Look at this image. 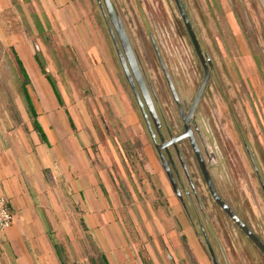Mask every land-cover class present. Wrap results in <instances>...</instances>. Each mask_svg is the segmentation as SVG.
Segmentation results:
<instances>
[{"label": "rangeland", "instance_id": "1", "mask_svg": "<svg viewBox=\"0 0 264 264\" xmlns=\"http://www.w3.org/2000/svg\"><path fill=\"white\" fill-rule=\"evenodd\" d=\"M4 1L7 7L0 8V127L7 133L19 127L24 133L32 131L7 40L23 35L35 53L34 43L39 47L63 102L58 112L66 122V110L74 123L75 130L67 131L69 139L83 146L92 169L105 174L112 195L109 206L131 244L153 248L163 264L168 255L170 264H178L175 251H186L181 234L187 226L207 250L201 231L205 233L219 264H264L262 253L210 198L187 141L179 149L200 210L195 209L191 220H183L184 211L168 186L120 66L100 8L102 1L71 0V8L99 48L95 54L80 51L79 55L66 44L60 27L40 35L35 32L32 17L37 15L44 22L37 0ZM109 1L152 94L162 133L168 137L166 128L172 136L180 134L182 121L157 55L185 111L203 72L173 0ZM181 2L211 65L193 116L197 141L217 194L264 245V0ZM5 119L9 128L2 124ZM59 210L64 224L75 230L72 237L64 238L69 254L59 245L65 250V264L98 261L99 253L84 235L79 200L72 196Z\"/></svg>", "mask_w": 264, "mask_h": 264}, {"label": "crops", "instance_id": "2", "mask_svg": "<svg viewBox=\"0 0 264 264\" xmlns=\"http://www.w3.org/2000/svg\"><path fill=\"white\" fill-rule=\"evenodd\" d=\"M37 1L44 22L37 15L32 17L30 23L35 32L40 35L49 28L60 27L66 44L74 47L78 55L80 51L83 54L98 52L94 37L85 32L79 16L71 8V0ZM4 5L7 7L5 1L0 0L1 9ZM7 40L25 69L29 81L27 94L46 143L40 141L33 129L24 133L19 127L7 133L0 127V197L7 200L14 216L12 225L0 232V264H65L59 245L62 244L69 254L68 246L63 245L64 238L72 237L75 230L64 224L66 220L59 208L72 196L82 206L84 235L107 264H142L139 248L131 244L128 232L111 211L108 202H112V195L105 174L92 169L83 146L69 139L67 131L75 130L74 123L72 121V129L67 111H64L66 122L58 112L63 102L59 105L52 85L41 74L31 43L23 35H13ZM88 43L87 49L83 47ZM34 76L48 96V105L43 104L36 90ZM51 81L55 85L52 78ZM23 104L26 109L24 100ZM9 123L5 119L2 124L9 128ZM183 230L181 235L188 252L175 251V261L178 264H213L195 230L187 226ZM145 251L152 264H163L153 248L145 246ZM167 258L166 264L173 262L169 255Z\"/></svg>", "mask_w": 264, "mask_h": 264}, {"label": "flooded vegetation", "instance_id": "3", "mask_svg": "<svg viewBox=\"0 0 264 264\" xmlns=\"http://www.w3.org/2000/svg\"><path fill=\"white\" fill-rule=\"evenodd\" d=\"M102 1V0H101ZM102 7V8H101ZM100 8L103 12V16L105 19L108 20V16L106 14V11L105 9L103 8V5L102 3L100 4ZM116 14V13H115ZM109 23V26H110V22ZM105 24H106V20H105ZM107 26V24H106ZM108 28V26H107ZM109 30V29H108ZM130 45V44H129ZM118 47H119V50L120 52L122 53L123 55V58H125L124 54H123V51L120 47V45L118 44ZM131 48V46H130ZM154 48L155 50L157 51L156 49V46L154 45ZM132 51V49H131ZM133 53V51H132ZM133 57L135 59V56H134V53H133ZM119 60V59H118ZM126 60V59H124ZM135 62H136V59H135ZM120 63V62H119ZM137 64V62H136ZM121 66V65H120ZM138 66V65H137ZM139 68V67H138ZM162 69V68H161ZM166 70V69H165ZM163 71V70H162ZM128 74H129V79H130V83L129 81L127 80L125 74V78L129 84V87L132 91V94H133V90L131 88V85L133 86L134 90H135V95L133 94V97L135 99V102L139 108V111L141 113V116L143 118V121H144V124L146 126V129H147V132L149 134V137L151 139V142L156 150V153L158 155V158L160 160V163H161V167H162V164L164 162V164L166 165L167 167V170H168V173L169 175L171 176L172 180H173V183L176 187V191H177V194L176 195L172 189V186L167 178V175H166V172L164 171L163 167H162V170H163V173H164V176L166 178V181L168 183V186L172 192V194L175 196V198L179 201L180 203V206L181 208L183 209L184 211V217L185 219H189L191 220V215H193V217H195L194 214H196L195 212V209L197 208L198 210H200V207H199V203H198V199H197V194L195 192V186H194V183L192 182V179L190 177V175L188 174V170H187V167H186V164H185V160L183 158V155L179 149V145L180 143L184 142V141H187V143L189 144V147L191 149V152H192V157H193V160L195 161L196 163V166H197V169H198V172L200 174V177L203 181V183L205 184L206 186V183L204 181V178H203V175H202V172L199 168V165H198V162H197V159H196V156L192 150V147L190 145V142L188 140V138H184L180 141H176L175 140L183 135H185V120H188V123H187V127H188V130H189V133H190V137L193 139L195 145L197 146V149H198V152L201 156V159H202V162H203V165L206 169V172L208 174V177L210 179V182L214 188V191L216 192L215 190V187L213 185V182L211 180V177H210V174H209V171H208V167L206 165V161H205V158H204V154L201 149H200V146H199V143L197 141V136H196V133L197 130L195 129V122L193 121V116H194V113L196 111V108L199 104H197V106L195 107L194 111L192 114L189 115L190 113V109L192 107V103L190 105V107L185 111V109L183 108L176 92H175V89H174V92H175V95H176V98H177V101L174 100L173 98V95H172V98L177 106V109H178V112H179V115H180V118H181V121H182V127H181V133L176 135V136H172L169 132L168 129L166 128H163V130L165 131L166 135L168 136L167 138H165L164 134L162 133V122L160 121V118H159V115H158V112L154 106V102H153V98H152V94L151 92L149 91L146 83H145V80L141 74V78L145 84V87H146V90H147V93H148V104L146 103L144 97L142 96V94L140 93L139 89H138V86L136 84V81L131 73V70L129 68V65H128V70H127ZM167 72V70H166ZM124 73V72H123ZM164 74V72H163ZM168 74V72H167ZM169 76V74H168ZM165 77V75H164ZM169 79H170V76H169ZM166 80V78H165ZM171 81V79H170ZM167 82V80H166ZM172 84V82H171ZM168 85V83H167ZM173 86V84H172ZM169 87V86H168ZM170 90V88H169ZM198 91V90H197ZM171 92V90H170ZM194 100V99H193ZM200 101V100H199ZM150 105V107H149ZM165 127V126H164ZM185 183V184H184ZM206 189L209 193V190L206 186ZM217 194V192H216ZM210 195V193H209ZM217 196L219 197V195L217 194ZM211 198V196H210ZM220 198V197H219ZM212 199V198H211ZM221 199V198H220ZM213 201V200H212ZM222 201V200H221ZM214 202V201H213ZM215 203V202H214ZM227 206V205H226ZM230 209V208H229ZM193 212L191 213L190 212ZM231 210V209H230ZM232 211V210H231ZM233 212V211H232ZM202 232V236L204 238L205 241L208 242L207 240V237L205 235V233L203 231ZM257 238V237H256ZM258 239V238H257ZM259 240V239H258ZM260 241V240H259ZM210 245V244H209ZM211 247V246H210ZM213 251V250H212ZM214 253V252H213ZM215 255V254H214ZM216 258V256H215ZM216 260L218 261V258H216ZM219 262V261H218Z\"/></svg>", "mask_w": 264, "mask_h": 264}, {"label": "water", "instance_id": "4", "mask_svg": "<svg viewBox=\"0 0 264 264\" xmlns=\"http://www.w3.org/2000/svg\"><path fill=\"white\" fill-rule=\"evenodd\" d=\"M174 4H175V7H176V10L179 14V17L182 21V24H183V27L186 31V34L190 40V43L193 47V50L195 52V55L199 61V64L201 66V69H202V72H203V78H202V81H201V84L198 88V91L194 97V100H193V103H192V107L190 109V114L193 113L195 107L197 106L206 86H207V83L210 79V61L207 57L206 54L203 53L201 47H200V44L196 38V35H195V32L192 28V25H191V22L189 21V18L186 14V11L184 9V6L181 2V0H173ZM102 5H103V8L105 9L106 11V14L108 16V20H106V24L108 26V29H109V33L112 37V40H113V44H114V47H115V51L117 53V57L119 59V62H120V65H121V68L127 78V80L129 81L130 83V79H129V74L127 72V67L125 66V60L123 58V55L122 53L120 52L119 50V47H118V44L120 45L122 51H123V54L125 56V59L129 65V68L131 70V73L136 81V84L138 86V89L140 91V93L142 94V96L144 97L146 103L148 104V93H147V90H146V87H145V84L141 78V74L139 72V68L135 62V59L133 57V53L131 51V48H130V45H129V40L125 34V31L122 27V24H121V21L119 20L118 16L115 14L114 12V9L112 7V4L109 0H102ZM102 8V7H101ZM110 22V26H109V23ZM34 47H35V50L38 52L39 50V47L37 46L36 43H34ZM157 53V51H156ZM158 57V60H159V63H160V66L164 72V75H165V78L167 80V83H168V86L171 90V93L173 95V98L175 101H177V98H176V95H175V92H174V89H173V86L171 84V81L169 79V76L165 70V67L160 59V57L157 55ZM131 88L133 90V94L135 95V90L133 88V86L131 85ZM150 107V105H149ZM187 123H188V120H185V135L177 138L175 140L176 141H180L184 138H188L189 142H190V145L192 147V150L196 156V159H197V162H198V165H199V168L202 172V175H203V178H204V181L206 183V186L209 190V193H210V196L212 198V200L215 202V204L226 214V216L236 225V227L253 243V245L262 253V255L264 256V245L256 238V236L245 226V224H243L241 222V220H239V218L229 209L228 206H226V204L221 201V199L217 196L216 192L214 191V188L210 182V179L208 177V174L206 172V169L203 165V162H202V159H201V156L198 152V149H197V146L195 145L193 139L190 137V133H189V130H188V127H187ZM162 167L164 169V171L166 172V175H167V178L172 186V189L174 191V193L176 195L177 194V191H176V187L173 183V180L171 178V176L169 175L168 173V170H167V167L166 165L162 164ZM206 242V246H207V251L211 257V260H212V263L213 264H219L218 261L216 260L215 258V255L209 245V243L207 241Z\"/></svg>", "mask_w": 264, "mask_h": 264}, {"label": "trees", "instance_id": "5", "mask_svg": "<svg viewBox=\"0 0 264 264\" xmlns=\"http://www.w3.org/2000/svg\"><path fill=\"white\" fill-rule=\"evenodd\" d=\"M10 53L12 54L16 70H17V72L19 73V75L21 77L22 97H23V100H24V102L26 104V112H27V115L30 118L32 129L38 135L40 141L42 143H46L44 133H43L40 125L37 122V115H36V113H35V111H34V109L32 107V104H31V101H30V97L27 94L26 87L28 86L29 81H28V77L26 75L25 69H24L22 63L19 61L16 53L12 49H10ZM34 58H35V62L37 64L39 70L41 71V74L52 85L55 97H56L59 105L62 106V99H61L59 93L57 92L55 85H53L48 72L46 71V64L44 63L43 58L41 57V55L38 52L35 53ZM69 123H70L71 128L73 129L74 126H73L72 120L70 118H69ZM185 247H186L185 248L186 252H188L187 246H185ZM60 249L62 250L63 259L65 261V250H64V248L62 246H60ZM145 253H146L145 246L141 247L139 249V258H140L142 264H152L151 260L148 258V256ZM190 262H193V259L191 257H190ZM90 264H107V262H106V260L103 257L100 256L98 261L91 259L90 260Z\"/></svg>", "mask_w": 264, "mask_h": 264}, {"label": "built area", "instance_id": "6", "mask_svg": "<svg viewBox=\"0 0 264 264\" xmlns=\"http://www.w3.org/2000/svg\"><path fill=\"white\" fill-rule=\"evenodd\" d=\"M14 220V216L9 208L8 202L4 197H0V232L8 229Z\"/></svg>", "mask_w": 264, "mask_h": 264}, {"label": "bare ground", "instance_id": "7", "mask_svg": "<svg viewBox=\"0 0 264 264\" xmlns=\"http://www.w3.org/2000/svg\"><path fill=\"white\" fill-rule=\"evenodd\" d=\"M125 66L127 67V70H128V63L126 60H125ZM32 80L35 81L34 84H35L36 90L40 94L43 104L48 105V101H49L48 96L45 93L44 89L41 87L39 81L37 80V77L36 76L32 77Z\"/></svg>", "mask_w": 264, "mask_h": 264}]
</instances>
